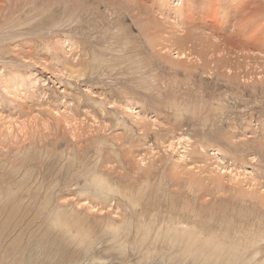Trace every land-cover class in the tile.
Returning a JSON list of instances; mask_svg holds the SVG:
<instances>
[{
    "label": "rangeland",
    "instance_id": "rangeland-1",
    "mask_svg": "<svg viewBox=\"0 0 264 264\" xmlns=\"http://www.w3.org/2000/svg\"><path fill=\"white\" fill-rule=\"evenodd\" d=\"M196 1H132L156 46L128 0H69L72 23L51 28L33 21L52 2L0 3V241L42 204L30 264H174L151 244L166 220L264 264V14L245 22L264 0Z\"/></svg>",
    "mask_w": 264,
    "mask_h": 264
},
{
    "label": "bare ground",
    "instance_id": "bare-ground-1",
    "mask_svg": "<svg viewBox=\"0 0 264 264\" xmlns=\"http://www.w3.org/2000/svg\"><path fill=\"white\" fill-rule=\"evenodd\" d=\"M16 1H18L17 3L25 2L26 4H30L33 7H35V5H37L36 4L37 1L45 2V3L52 2L54 7L53 6L50 7V5H49V8L47 10L50 13V15H45L44 14L45 16L42 19H41V17L39 15H36V14H38V13H36L37 10H39L40 8L39 9L36 8L37 10L35 12L36 13L35 15L37 17L39 16L40 18L38 17V19H36V20L34 19V21H33L34 27H36V26H38V27L39 26H45L46 28H51V27H54V26H58L59 27V26H64L66 23L67 24H71L72 21H73L74 15L71 13V10L67 9L68 3H70L69 0H16ZM81 1H83V0H81ZM98 1H103V0H98ZM132 1L133 0H128L129 8L132 9L136 5V8H138L139 10H136V12H135L136 14L135 15L138 16L140 14L142 15L143 13L146 15L145 17H142L140 19V21H142V24H144V26H145L146 35H147L148 39L150 40V42L152 43L153 46H156V41H154L156 35L158 37V36H160V34H163L164 32L160 33V32L157 31V30H159L158 28H160V26H157L156 22L150 19L149 13L146 11V9L144 8V5L142 3L135 2L133 4ZM173 1L176 2V3L178 2V0H173ZM188 1H191V3L192 2H195V3L198 2L196 0H188ZM2 2H3V0H0V3H2ZM17 3H15L13 5L16 6ZM109 4H111V3H109ZM13 5L11 7H14ZM253 5H254L253 9H252V11L249 12V15L246 14V21L245 22L249 23V21H251L250 18H252V19H254L253 20L254 24H259V23L263 22L261 20H263V18H264L263 17L261 19L262 15L264 14V3L256 5L255 2H254ZM187 7H189V6H187ZM246 7H247V2H246V0H243L242 3H238L234 7L235 13H238L239 10L245 9ZM58 8H59V10H57ZM178 8H176V9H178ZM191 8L193 9L192 6H191ZM191 8L189 7L188 10H190ZM180 9L181 8H179L178 10L180 11ZM34 10H35V8H34ZM54 10L55 11L57 10L59 12L56 11L57 12L56 13ZM95 11H96V9H95ZM44 12H46V11H44ZM187 12H189V11H187ZM30 13L28 12V14H30ZM41 14H43V13H41ZM141 15H140V17H141ZM18 20H22V19H18ZM236 24L238 25V22H236ZM259 26H260V24H259ZM263 29H264V24H263ZM151 30H155L156 31V35ZM157 32L159 34H157ZM151 33L153 34V36H152ZM167 37H168V39L172 38V40H170L169 43H171L170 46H174V49H176V51H175L176 52V57H179V58L181 56L186 57L187 54L184 55V53H185L184 50L185 49L184 50L182 49L183 48V43L186 40L185 37L183 35H178V34L176 36H174V38L170 34ZM65 39L69 40V37L65 38ZM160 39L162 40V38H160ZM225 40H226L225 41L226 43H229V41H227V39H225ZM233 46L234 45H232V47H230V48L226 47L225 49L226 50L227 49H232L233 50ZM165 47H167V46H165ZM69 162H71V161H69ZM234 176L238 177L240 175L239 174H234ZM0 187H2V185ZM88 188H89V191L93 192L94 194H100L101 197L103 196L102 195L103 193H107L111 189L109 184L107 183V181H105V179L103 177H100V176H96L95 178H93V181L88 186ZM100 195H98V196H100ZM115 195H117V194H115ZM3 197L6 199V201L11 200L13 198V195L10 194L9 191L6 189V186H4V192H3L2 189H0V199H2ZM41 209H42V204H41L40 208L37 206V207H35V209H33L34 217H36L37 214H38V216L35 219H29L27 222H24L23 218L19 219L16 222V224H14L12 226L13 229L9 230L10 232L6 234V240L0 241V264H4V263H6V264H30L32 262L37 261L36 258L39 259L38 250H39V247H40V244H41L40 242H41V238L42 237H38V238L35 239L33 233H34L35 229L38 227V218L40 216V213L42 212ZM24 212L25 211H23V213ZM178 214H180V216H181V212H179ZM23 215H25V214H23ZM49 219H50V225H52L53 229L55 227H57V226H60L58 228V231H64L62 229V225L53 222L55 220V217L54 216L52 217L50 212H49ZM161 220H164V219H161ZM33 221H35V227L36 228L35 229H31V232L30 233L28 232L27 235H25V233H23V232H25L31 226V224H34ZM171 221L170 220H166V222H164L163 225H158L157 227H155L154 228L155 229V231H154L155 235H154V237H153V239L151 241V244H152L153 248H154V246L157 243H160L161 246L165 247L168 250V252H169L166 257H168V259H170L171 261H173L175 263H178V262H182L181 260H184V262H186L185 260L190 259V260H194V261H199L201 264H210L209 263L210 261H214L215 262L216 258H220V259H218V262L223 263V264H250V261H251L250 256L249 255L247 256L246 255L247 253H245V251H243V250L242 251L239 250L238 247H234L232 245V243L225 244V243H223V240L221 241L219 239H216L215 237H210V236L205 237V236H202V235L200 236V232H198V231L195 232V230H194L195 226L193 225V228H192L191 226H189V224L187 222L185 223V221H182V220H174L173 222H171ZM225 221H227V219ZM228 224H227V226H228ZM141 227H142V225H141ZM190 227L192 228V230L190 229ZM123 228H124V225H123ZM13 230L15 232L16 231H19V232L16 234L15 238L10 240V238H11L10 235L13 233L12 232ZM145 231L146 232H150V231H148V229H146ZM151 231H152V229H151ZM142 232H143V234H145L144 230L139 228L138 229V233L141 234ZM2 234L3 233H0V240H1ZM4 237H5V235H4ZM25 237H26V246L24 248H20V249L18 248L17 249L16 246L19 247L22 239L25 238ZM150 237H151V235H150ZM256 237H257V235H255V238ZM262 240H264V239H262ZM244 244H246V243L244 242ZM260 246L261 245H259V247ZM247 247H248V245H247ZM1 248L3 249L2 251H1ZM256 253H258V252H256ZM160 257L164 258V255H161ZM221 258L228 259L229 263H226ZM167 263H169V262H167ZM184 264H186V263H184Z\"/></svg>",
    "mask_w": 264,
    "mask_h": 264
}]
</instances>
